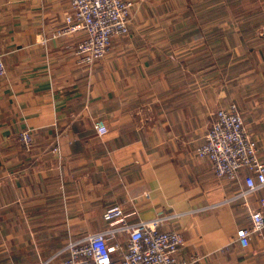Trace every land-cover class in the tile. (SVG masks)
I'll return each instance as SVG.
<instances>
[{
  "label": "crops",
  "instance_id": "1",
  "mask_svg": "<svg viewBox=\"0 0 264 264\" xmlns=\"http://www.w3.org/2000/svg\"><path fill=\"white\" fill-rule=\"evenodd\" d=\"M132 2L128 32L88 69L81 34L55 35L69 0H0V264H62L113 203L130 220L178 214L160 228L183 235L178 257H202L191 264H264V229L235 238L264 187L233 198L249 171L218 177L196 154L235 103L264 162V0Z\"/></svg>",
  "mask_w": 264,
  "mask_h": 264
},
{
  "label": "built area",
  "instance_id": "2",
  "mask_svg": "<svg viewBox=\"0 0 264 264\" xmlns=\"http://www.w3.org/2000/svg\"><path fill=\"white\" fill-rule=\"evenodd\" d=\"M130 0H69V11L55 35L81 34L73 48L74 61L86 68L110 50L111 40L128 32ZM4 53L0 48V76L5 74ZM214 121L208 126L203 142L196 147L199 157L207 158L218 177L238 181L239 170L249 173L237 196H249L264 187V162L258 158L255 139L245 126L235 103L216 109ZM94 127L98 135L108 128L102 120ZM22 149L33 145L32 131L22 129L17 134ZM264 198L260 208L250 212V225L239 227L235 238L242 247L252 235H262L264 229ZM178 214H162L148 219H128L122 206L113 203L105 207L106 226L83 237L69 239L58 253L65 254L62 264H191L202 257H178L184 243L183 235L175 229H161L167 220Z\"/></svg>",
  "mask_w": 264,
  "mask_h": 264
},
{
  "label": "rangeland",
  "instance_id": "3",
  "mask_svg": "<svg viewBox=\"0 0 264 264\" xmlns=\"http://www.w3.org/2000/svg\"><path fill=\"white\" fill-rule=\"evenodd\" d=\"M130 1H131V4H132V3H133L132 0H130ZM131 7H132V5L130 6L129 10L131 9ZM129 17H130V14H129ZM129 20H130V19H128V23H129ZM128 23H127V24H128ZM117 37H119V36H117ZM114 38H115V37H114ZM112 39H113V38H112Z\"/></svg>",
  "mask_w": 264,
  "mask_h": 264
}]
</instances>
